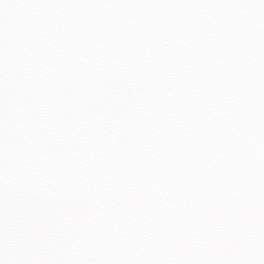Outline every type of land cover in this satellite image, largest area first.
Returning a JSON list of instances; mask_svg holds the SVG:
<instances>
[{
    "label": "snow or ice",
    "instance_id": "1",
    "mask_svg": "<svg viewBox=\"0 0 264 264\" xmlns=\"http://www.w3.org/2000/svg\"><path fill=\"white\" fill-rule=\"evenodd\" d=\"M0 264H264V0H0Z\"/></svg>",
    "mask_w": 264,
    "mask_h": 264
}]
</instances>
